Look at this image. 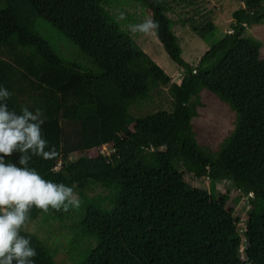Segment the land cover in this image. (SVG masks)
<instances>
[{
	"label": "trees",
	"instance_id": "trees-1",
	"mask_svg": "<svg viewBox=\"0 0 264 264\" xmlns=\"http://www.w3.org/2000/svg\"><path fill=\"white\" fill-rule=\"evenodd\" d=\"M129 1L158 22L152 35L181 70L178 83L107 9L119 0H0V87L12 93L10 111L42 110L46 151L58 153L33 156L28 167L82 201L68 212L33 209L30 221L67 225L68 252L76 255L70 264H264V58L257 41L241 36L264 19V0H239L222 35L210 21L181 15L206 46L193 66L181 58L165 15L184 0ZM41 23L77 56L63 57ZM157 87H166L170 109L131 116L130 106ZM202 90L234 116L216 152L200 148L191 130V98ZM107 144L109 152L99 151ZM19 155L5 159L19 167ZM182 174L227 181L247 201V218L238 225L225 194L211 199ZM93 186L102 192L88 195ZM22 234L35 264H58L37 235Z\"/></svg>",
	"mask_w": 264,
	"mask_h": 264
},
{
	"label": "rangeland",
	"instance_id": "rangeland-1",
	"mask_svg": "<svg viewBox=\"0 0 264 264\" xmlns=\"http://www.w3.org/2000/svg\"><path fill=\"white\" fill-rule=\"evenodd\" d=\"M120 4L109 7L110 13L121 22V27L125 29L137 46L157 64L159 68L169 77L170 82L178 83L181 70L176 67L163 53L159 43L153 35H143L130 31L129 25L143 23L149 19L140 7L129 0H119ZM192 2V3H190ZM194 3V4H193ZM241 6L239 0H184L175 5L172 11L167 12L169 27L176 36L175 41L180 49L181 58L190 65H195L198 57L205 51L206 46L192 31L182 22V16L194 19L196 22L202 20L210 21L216 28V34L226 33L231 22V12ZM123 14L124 19H121ZM180 14V15H178ZM39 24V22H38ZM41 34L47 38L51 44L62 54L63 57L71 59V55L76 57L77 52L60 35L57 37L53 30L41 23ZM171 32V34H172ZM173 35V34H172ZM173 35V36H174ZM242 37L249 38L259 43V58H264V19L257 25L245 27ZM178 40V41H177ZM70 54V55H69ZM77 61L78 58H74ZM194 104L195 116L191 118L190 125L196 144L211 152H216L222 140L233 128V113L227 105L220 102L215 96L205 90L200 91L195 98H191ZM169 110L170 98L166 87H157L151 91L148 99L140 101L138 104L130 106L129 113L133 117H140L144 114L156 110ZM119 136V135H117ZM110 144L102 145L100 150L103 153L109 152ZM92 152V150H89ZM77 154H69L68 160H73ZM183 181L193 187H201L206 190L211 199L217 198L221 194L227 196L225 206H231L232 215L237 218V224L245 220L248 209L247 201L233 188L227 181L220 180L211 182L208 180L197 181L188 174H182ZM102 192L97 186L91 187L88 195ZM259 206L256 205V210ZM37 217L27 224V232L34 233L43 242L44 246L53 254V260L58 264H70L76 260V255L68 252L67 237L71 234L67 225H60L56 220H42ZM77 253V252H76Z\"/></svg>",
	"mask_w": 264,
	"mask_h": 264
},
{
	"label": "clouds",
	"instance_id": "clouds-1",
	"mask_svg": "<svg viewBox=\"0 0 264 264\" xmlns=\"http://www.w3.org/2000/svg\"><path fill=\"white\" fill-rule=\"evenodd\" d=\"M121 19H124L121 14ZM130 31L145 36L159 29L154 19L129 25ZM12 93L0 87V264H35L37 252L27 230L33 209L45 214L78 209L82 201L72 187L45 179L28 164L33 156L51 159L58 155L49 148L42 133L40 109L21 108L18 114L7 105ZM19 153L16 163L5 158Z\"/></svg>",
	"mask_w": 264,
	"mask_h": 264
},
{
	"label": "built area",
	"instance_id": "built-area-1",
	"mask_svg": "<svg viewBox=\"0 0 264 264\" xmlns=\"http://www.w3.org/2000/svg\"><path fill=\"white\" fill-rule=\"evenodd\" d=\"M102 147V146H101ZM99 151H101V150H99Z\"/></svg>",
	"mask_w": 264,
	"mask_h": 264
}]
</instances>
